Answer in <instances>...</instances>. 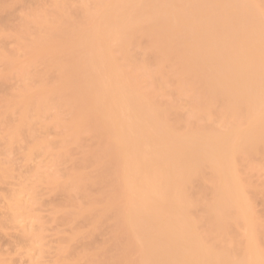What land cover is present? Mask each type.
<instances>
[{
    "label": "bare ground",
    "instance_id": "bare-ground-1",
    "mask_svg": "<svg viewBox=\"0 0 264 264\" xmlns=\"http://www.w3.org/2000/svg\"><path fill=\"white\" fill-rule=\"evenodd\" d=\"M81 1L0 0V231L56 195L52 264H264V0Z\"/></svg>",
    "mask_w": 264,
    "mask_h": 264
},
{
    "label": "rangeland",
    "instance_id": "rangeland-1",
    "mask_svg": "<svg viewBox=\"0 0 264 264\" xmlns=\"http://www.w3.org/2000/svg\"><path fill=\"white\" fill-rule=\"evenodd\" d=\"M95 2V0H91L90 1V7H93V3ZM23 5H25V4H23L22 3V7H21V5L20 4H16V6H17V10L15 9V11L14 12H12V14H14L16 17H14V15H10V16H12V18L13 19H16L17 18V16L18 15H20L19 14V10H20V13H22L21 12V10H22V8H24V10L25 9H27L26 8V6L27 5H25L24 7H23ZM72 5L76 8V9H78L81 5H82V1L81 0H72ZM15 6V5H14ZM21 8H20V7ZM47 7H48V5H47ZM20 8V9H19ZM24 10H22V11H24ZM18 14V15H17ZM0 16H1V14H0ZM8 16V17H7ZM2 17V16H1ZM0 17V20H1V22L0 23H4L3 21H5L6 22V19L5 18H10L9 17V15H7V14H3V17L1 18ZM12 18H10V20H8V21H11V20H13ZM5 19V20H4ZM6 40H8V39H5L4 41H6ZM4 41H2L3 43H5L4 45V47L6 48V49H12L13 48V45H12V42H10V39L7 41V42H4ZM116 56H117V59L120 57V55L119 54H116ZM136 59L137 60H140L141 59V57H140V54H137V57H136ZM143 73V69L142 68H139V69H135V70H133V74L134 75H141ZM142 81H143V84H148L149 82H150V79H147L146 77H144V78H142ZM12 84L16 87V86H18V85H20V83L18 82V81H13L12 82ZM180 85V87H184V85L182 84V83H180L179 84ZM172 86H174L175 87V85H173L172 84ZM184 101H186V98H183L182 100H181V102H184ZM60 130L58 129V128H54V130H52L51 131V133L52 134H54V133H58ZM0 137H1V134H0ZM50 140H56V138H54V137H50L49 138ZM89 142L87 141V140H85L84 141V144L85 145H87ZM16 153V152H15ZM17 154H20V153H16V155L15 154H13V155H15V156H8L10 159L9 160H12V162H14V164H15V167L16 168H18V167H20V168H18V169H21V170H16L15 172L18 174L19 172H17V171H21L20 173H24L25 171H24V168L25 167H27L26 169H28V166H30V163L28 164V163H24L23 161H20V159H22V157H21V155H17ZM21 157V158H20ZM38 160H36L35 161V163L37 162ZM34 163V162H33ZM34 163V164H35ZM32 164V163H31ZM33 164V165H34ZM23 168V169H22ZM25 169V170H26ZM45 170H47L46 168H45ZM24 171V172H23ZM49 172H54V169L53 168H49V170H48ZM15 172H14V174H15ZM263 173H264V171H262L260 174H262L263 175ZM16 174V175H17ZM16 175H13L14 177L16 176ZM15 181V179L13 178V180L11 179V180H9L8 182H10V185L13 183ZM8 184V183H7ZM6 183H5V185H7ZM4 184H0V209L1 208H3L2 210H0V218L1 217H4L2 214H4L5 213V207L3 206L4 204H3V202H2V197H3V195H4V193L5 192H8V190H9V188H10V185L8 184L6 187L5 186H3ZM2 186V187H1ZM5 188V189H4ZM2 189V190H1ZM1 191L3 192V193H1ZM5 191V192H4ZM3 194V195H2ZM6 194V193H5ZM53 196H55L56 197V195H48V196H45L43 199H42V202L44 201V203L45 204H43L42 202V204L44 205V206H41L42 204H40L39 206H38V204L36 205V204H33V203H30L31 205H29V210L31 211V213L33 212V214L34 215H36V216H38L39 218H41V219H31V218H28L27 220H25V222H22V223H20L21 224V226H24L27 230H35V231H37V232H41V237L43 238V241L42 242H39L38 241V239H39V237H34V240H35V242H34V244H33V250L32 251H30V257L29 256H27L26 254V257L24 256V255H22L21 256V252H24V249L22 250L21 249V247H19V239L17 238L18 237V235L20 234V232H18V230L20 231V228L21 227H14V229H12V226H10L11 228L10 229H6V230H3V231H0V252H2L3 251V253H5L4 255H5V260L7 259V258H10V260L9 259H7V261L9 260V262H7L8 264L10 263V264H30L29 263V261H31L32 260V262L33 263H37V264H52V261H53V258H54V256H53V254H54V251H55V248H56V246H57V244H58V240H59V237H60V235L57 233V230H60L61 228L58 226V223H47V221L45 222L44 221V219H48L49 218V216H50V212H51V210L53 209V206H54V203H57V202H59L58 200H55V202H54V199L53 198H55V197H53ZM58 197V196H57ZM50 199H52V200H50ZM58 199H59V197H58ZM25 201H30L29 199H28V196L26 195V193H25V199H24ZM51 201V202H50ZM47 202V203H46ZM50 202V203H49ZM54 202V203H53ZM29 203V202H28ZM41 206V207H40ZM1 211H3V212H1ZM41 221V222H40ZM42 221H44L45 223L44 224H42ZM55 224H57V225H55ZM9 228V227H8ZM11 231H12V233H11ZM13 235V239H12V236H11V234ZM18 233V234H17ZM8 235V236H7ZM11 237H10V236ZM16 235V236H15ZM40 237V238H41ZM12 239V240H11ZM15 241V242H14ZM7 242V243H6ZM18 242V243H17ZM8 243H9V245H8ZM17 243V244H16ZM40 243H41V245H40ZM14 244V245H13ZM42 244H43V246H44V244L46 245V247L44 246V247H42ZM8 245V246H7ZM10 246V247H9ZM14 248H13V247ZM2 247V248H1ZM42 247V252L40 251V248ZM4 248V249H3ZM6 248V249H5ZM16 248V249H15ZM20 248V249H19ZM44 248V249H43ZM12 249H13V251L14 252H11L12 251ZM6 250H9L8 252L6 251ZM22 250V251H21ZM8 253V254H7ZM18 253H19V255H18ZM0 254H2V253H0ZM24 254V253H23ZM3 255V254H2ZM8 257H7V256ZM14 256V257H13ZM15 256H17V257H15ZM1 257V256H0ZM11 257H13V258H11ZM2 259L4 258V256L3 257H1ZM12 260V261H11Z\"/></svg>",
    "mask_w": 264,
    "mask_h": 264
}]
</instances>
